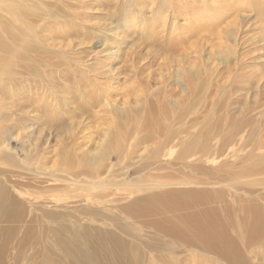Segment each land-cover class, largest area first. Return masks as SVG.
<instances>
[{
  "label": "rangeland",
  "instance_id": "1",
  "mask_svg": "<svg viewBox=\"0 0 264 264\" xmlns=\"http://www.w3.org/2000/svg\"><path fill=\"white\" fill-rule=\"evenodd\" d=\"M171 1L45 0L69 22L68 30H53L47 47L55 51L60 43L72 68L86 72L109 47L119 52L106 71H93L99 85L86 92L72 72L66 81L54 76L58 101L51 91L13 87L0 77V120L14 127L0 134V148L11 146L0 149V181L24 205V218L13 225L35 227L39 244L28 250L31 262L42 264L50 251L62 258L56 229L67 240L76 232L83 241L93 237L105 260L113 236L145 245L152 217L123 206L154 192L224 184L264 192V175L241 176L264 157V0H176V9ZM12 5L0 0L4 26L13 23ZM137 17L141 23L134 24ZM3 25V39L12 42ZM20 115L25 125L14 126ZM194 138L198 145L181 156ZM254 179L261 181L250 185ZM247 254L264 264V241ZM209 260L203 264H225L216 255Z\"/></svg>",
  "mask_w": 264,
  "mask_h": 264
},
{
  "label": "bare ground",
  "instance_id": "2",
  "mask_svg": "<svg viewBox=\"0 0 264 264\" xmlns=\"http://www.w3.org/2000/svg\"><path fill=\"white\" fill-rule=\"evenodd\" d=\"M44 1L13 0V5L8 11L13 15V23H4V26L3 17H0V25H3L7 33L13 36L12 42L11 40L9 42L3 39L0 33V52L3 53L0 54V77L5 78L4 83L13 87L20 83L23 86L21 88L51 91V96L54 94L58 101L57 93L60 90H58L59 85L55 82L56 77L54 76L64 78L72 72L73 75L69 77L75 82L79 81L80 86L86 92L88 87L99 85L97 83L99 74L93 71L99 69L101 72L106 71L102 69L106 67L104 64L108 63L119 51L115 50V47H109L110 49H106L105 52L107 57L102 60L95 58L94 61L89 62L90 68L86 67V72L72 68V58L62 50L60 43H56V45H60V48H56L55 51H51L50 47H47L46 41L49 39L48 36L54 32L53 30L55 29L59 33L60 29L64 28L63 30L66 31L69 22L60 19L56 8L53 7L55 5L52 4V6L51 3L47 4ZM175 1L167 2L168 7L179 8ZM59 2L61 4L63 0H56V3ZM131 2L134 0H130ZM130 3H128L129 6ZM129 14L123 15L127 21H129V16H136L135 12ZM138 22L141 23L137 17L133 23L137 24ZM121 34V31L116 32V36H114L116 44L121 42L119 39ZM53 58L57 61H54ZM76 63L82 64L81 59H76ZM46 71L50 72L48 79H45ZM87 72L90 75H87ZM89 76L91 79L88 78ZM64 79L65 81L69 80L68 77ZM24 81H32L33 84L26 86L23 84ZM13 93L15 94V90ZM95 95L91 92V96ZM89 96L87 95V97ZM53 105L52 102H48L46 107L48 110H53ZM40 109L42 108L40 107ZM43 113L45 114V111ZM26 118L24 115H20L14 126H24ZM7 121L0 120V134L13 131L14 127L10 129L12 125H8ZM197 140L199 139L194 138L189 145L184 146L180 153L181 156L190 154L196 146ZM3 148L11 150L10 143H4L0 149ZM250 175H264V157L259 158L254 172L250 173L249 170H245L241 173L242 177ZM256 180L261 181L254 179L249 184L255 186ZM200 183V185H205L204 182ZM210 186L154 192L123 206L127 213L140 217H152L147 221V225L153 229V234L151 239L144 243L145 245L142 244L143 241L132 243L113 236L110 259L105 260L103 253L95 247L93 237L83 241V238L79 236L81 234L76 232L72 239L67 240L62 236L63 233L60 229L53 230L55 246L62 252V258L57 259L53 252L48 250L49 253L42 255V264H203L212 255H216L225 264H258L250 259L247 251L256 243L264 241V192L253 188L242 191V188L226 184L223 185L226 186V189ZM19 211H24L23 202L18 201L13 196V191L0 181V264H37L34 261L31 262L34 255L28 253L29 248H34L39 244V240L35 236V227L13 225L14 220L24 218ZM140 234L142 235V233ZM13 249H16V253L13 252ZM183 253H187L186 256H180ZM262 254L261 257L254 259L260 261L261 258L262 260Z\"/></svg>",
  "mask_w": 264,
  "mask_h": 264
}]
</instances>
